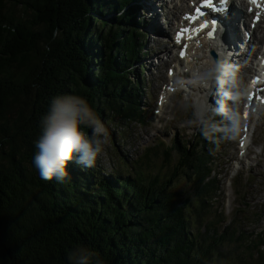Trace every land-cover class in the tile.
<instances>
[{"label":"trees","instance_id":"trees-1","mask_svg":"<svg viewBox=\"0 0 264 264\" xmlns=\"http://www.w3.org/2000/svg\"><path fill=\"white\" fill-rule=\"evenodd\" d=\"M138 2L0 0V264H70L77 245L93 249L103 264H228L220 257L225 239H234L229 248L244 242L233 252L239 263L256 257L264 264L247 232L233 226L224 233L206 222L219 187L205 182L212 169L199 133L192 153L178 139H157L166 162L180 156L174 173H148L147 157L130 164L121 147L119 167L69 162L63 183L42 180L33 164L41 118L56 95L86 98L109 133L123 122H145L146 87L134 71L145 26L132 7ZM125 137L114 135L120 144ZM191 191L204 202L184 198Z\"/></svg>","mask_w":264,"mask_h":264},{"label":"rangeland","instance_id":"rangeland-1","mask_svg":"<svg viewBox=\"0 0 264 264\" xmlns=\"http://www.w3.org/2000/svg\"><path fill=\"white\" fill-rule=\"evenodd\" d=\"M153 1H158V4L163 7L160 9L161 15L159 16L161 23L164 17L173 19L175 17L174 13H177L179 18L183 17L187 11L185 7L189 6L192 0H185L183 2L184 8H180L182 5L181 0ZM141 2L144 3V0H141L137 5L133 4V6L139 13L138 16H143L146 20V26L143 28L144 38L141 40L142 45L139 47L140 62L145 63L146 71L140 74L139 79L141 84L150 88L154 95V97L153 95L147 97L148 100L143 111L148 121L145 124H140L137 120L123 122V125L118 126V128L110 126V131L112 132H110V142L105 146L104 152L98 156L97 163L99 166L103 165L106 169L119 167L121 161L115 151L121 147L123 150L122 157L130 164L142 162L139 158L147 157V161L150 163L144 168L148 173L156 174L169 171L174 173V166L179 155H173L172 160L169 163L166 162L160 153L163 150L158 151L159 155L156 152L157 139L163 140L167 145L174 139H178L180 143L184 142L187 145L189 142L193 144L195 129H188L182 126V121L185 118L184 114L175 112L169 106L167 102L168 94L175 91L174 88L168 85L169 78L184 71L188 65L196 62L207 63L208 60L203 57V52L193 51L191 54L202 58V60L194 61L191 58L188 64H184L181 61L171 62V57L174 58L176 56L173 34L178 27L179 20H175L174 29L168 26L169 23L165 24L162 21L163 25H161V28L166 31V34L153 32L151 27V16L153 17V15L146 7H143L144 5H141ZM262 26L261 30L264 32V19ZM262 32L258 31L256 35L260 37ZM135 69L139 71V67ZM170 70H174L173 74H170ZM243 72L240 68L236 70L237 78L241 81H243ZM214 93L212 92L209 97L215 96ZM217 101L218 97L215 96L214 101L210 100L209 103L216 105ZM251 123L252 132L247 135V139L250 141L247 151L240 145L243 138V135H241L237 141H225L224 144L221 142V145L219 144L217 148L218 154L211 153L213 158H215L213 163L214 171L210 177L205 179V182L211 178L218 179L221 183L222 192L219 193L217 191L216 195H212L211 202L207 204L211 206L213 213L210 214V211H207L205 214L208 216L206 222L214 221L218 224L219 229L220 227L224 229V233L232 232L230 229L235 226V228L247 232L250 238L256 239L258 234L264 235V117ZM121 131L126 136L121 138L124 142L122 144L118 143L117 139H114V135H121ZM210 144V141L206 139L205 147H209ZM207 151L209 152V149ZM115 154L117 155L116 157ZM190 163L189 159L183 162L186 165H190ZM182 179L176 185V187H179V192L183 191L182 185L184 186L186 183L183 176ZM185 196L194 197L204 202L202 196L195 195L192 191L190 195H184V198ZM242 209H245L247 213L236 216L235 213ZM234 222L237 223L234 224ZM220 235L219 230H217L214 239ZM224 235L226 236V234ZM233 241L234 239L230 241L225 239L220 243V257L226 259L228 264H247L241 261L239 263L233 254L234 250L237 252L242 251L244 242L236 243L234 247L229 248ZM252 246H254L253 251L256 253L264 250L263 244L258 240H253ZM255 262L256 257L249 259V264H255Z\"/></svg>","mask_w":264,"mask_h":264},{"label":"clouds","instance_id":"clouds-1","mask_svg":"<svg viewBox=\"0 0 264 264\" xmlns=\"http://www.w3.org/2000/svg\"><path fill=\"white\" fill-rule=\"evenodd\" d=\"M57 36L59 29L53 32V37ZM260 78L264 80V72ZM169 86L175 91L168 94L167 102L175 112L184 114L182 126L195 129L217 146L224 141H237L249 120L259 121L264 117V103L247 106L252 86L237 78L236 69L222 55L219 60L209 56L207 63L188 65L170 79ZM213 87L218 89L214 93L218 97L216 105L208 100ZM40 125L33 164L45 181L55 178L63 183L69 175V162L95 167L98 156L110 142L108 128L87 99L75 94L54 96ZM83 129H90L91 135ZM68 261L70 264H103L98 254L84 245L70 249Z\"/></svg>","mask_w":264,"mask_h":264},{"label":"bare ground","instance_id":"bare-ground-1","mask_svg":"<svg viewBox=\"0 0 264 264\" xmlns=\"http://www.w3.org/2000/svg\"><path fill=\"white\" fill-rule=\"evenodd\" d=\"M185 0H181L182 5L180 8H184V2ZM141 5H144L143 7H146L149 11H151V14L153 15V17L151 16V27L156 28L160 34H166L165 30H162L161 25H163V22L159 20V16L161 15V11L160 9H162L163 7L158 4V1H153V0H144V3L142 2ZM150 14V12H149ZM174 18L171 19L170 17H167V19H171V23L174 24V20L177 19V13H174ZM246 15L241 12L240 10H238L235 13H232L231 16L229 18H224L221 19L220 22L215 23L216 25V31H215V36L214 38H212V40H209L208 42V46H205L202 50L203 54H204V58H207V54H209L210 52H216L219 54L220 49L219 47H223V57L226 56V53L228 54L229 51L230 52H234L236 49L239 50V55H238V61L240 63L244 62L246 63L248 61L247 58H252L255 57L254 56V52L252 51L253 48H255V43L254 41H251V38L248 39L247 36H245V26H247L249 23L246 22V20H244L243 18ZM248 16V15H247ZM254 18V15L252 16V18L250 19L252 21V19ZM182 19L179 20V22ZM261 23L262 21H260L257 25V30L255 31V35L256 33L259 31L260 33L262 32L261 28ZM218 33H222V39L220 38V36H218ZM257 39V36L255 37V40ZM216 40V41H215ZM246 41H250L248 44L246 43ZM217 42V43H216ZM240 49L242 51H240ZM168 50V49H167ZM244 51V52H243ZM190 53L191 50L188 51V55L190 57ZM187 57V58H189ZM264 57V54H263ZM197 60H202V58H197ZM246 68L248 70V73H250V67L248 65H246ZM252 73V72H251ZM217 88L213 87L212 92H216ZM215 99V96L211 97V101H213ZM178 160L180 161V156H178ZM45 249V248H44Z\"/></svg>","mask_w":264,"mask_h":264},{"label":"snow or ice","instance_id":"snow-or-ice-1","mask_svg":"<svg viewBox=\"0 0 264 264\" xmlns=\"http://www.w3.org/2000/svg\"><path fill=\"white\" fill-rule=\"evenodd\" d=\"M220 2H221L222 4H225V5H226V4L228 3V0H220ZM253 2H255V0H253ZM211 6H213V0H205V5H204V7H211ZM198 13H199L200 16H203V15H204L203 9H202V8L199 9V10H198ZM192 19H196V18L193 17ZM208 26H209L208 23L205 22V23L202 25V28H208ZM189 31H191V30H190V29H182V30H181V33L179 34V38H182L183 34L189 32ZM215 31H216V25H215V23L213 22V24H212V31L209 32V37H210V38H214ZM184 55H185V53H184V52H181V56L183 57ZM170 74H171V73H170ZM254 83H255V81H254Z\"/></svg>","mask_w":264,"mask_h":264}]
</instances>
